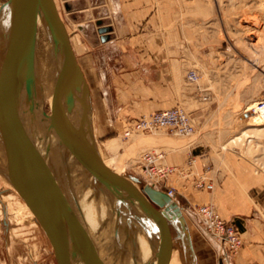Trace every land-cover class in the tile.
I'll list each match as a JSON object with an SVG mask.
<instances>
[{
	"label": "rangeland",
	"instance_id": "obj_1",
	"mask_svg": "<svg viewBox=\"0 0 264 264\" xmlns=\"http://www.w3.org/2000/svg\"><path fill=\"white\" fill-rule=\"evenodd\" d=\"M54 1L62 18L63 11L58 9L62 8L61 1ZM172 1L174 49L179 51L180 61L188 72L197 73L198 80L189 83L196 87L197 98L209 111L205 122L197 124L196 117L185 106H174L182 107L192 117L195 132L190 137L158 130L124 138L122 127L107 120L101 104L104 90L100 59L87 58L86 51L78 48L74 53L92 101L98 106L95 112L91 105V120L103 162L118 169L119 175L135 179L141 189L150 185L164 193L173 190L174 200L181 205L185 217L187 211L196 213L194 207L200 205L215 208L211 202L201 203L200 198H213L224 188L214 179V174H218L214 170L216 165L229 171L236 164L247 163L264 172V116L253 111L264 100V0ZM196 1L204 7L198 16L186 9L187 2L191 6ZM43 109L50 111L46 104ZM147 114L150 113L142 115ZM193 144L197 145L196 150L189 153L181 166L170 164L165 158L166 164L177 168L165 181L155 184L138 165L137 159L144 150L160 149L167 156L172 149ZM200 179L212 183L213 190L196 188L194 183ZM92 187L94 192H100L98 185ZM186 218L190 234L189 226L193 224ZM234 226L239 230V225ZM179 242L182 254L178 252L177 241H172L169 264H191V254L186 257ZM191 243L195 255L192 239ZM0 264H53L50 245L36 219L1 175Z\"/></svg>",
	"mask_w": 264,
	"mask_h": 264
},
{
	"label": "water",
	"instance_id": "obj_2",
	"mask_svg": "<svg viewBox=\"0 0 264 264\" xmlns=\"http://www.w3.org/2000/svg\"><path fill=\"white\" fill-rule=\"evenodd\" d=\"M39 28L55 62L53 103L48 112L32 103L38 84L35 56ZM19 61H24L22 67ZM7 102L10 119L5 126L0 122V175L36 219L50 245L53 264H104L80 226L55 151L80 165L119 201L126 203V195L133 198L126 205L139 209L145 217L157 264H169V222L174 220L179 221L195 264L190 234L177 204L148 185L142 194L100 157L92 129L90 89L54 0L0 1V109Z\"/></svg>",
	"mask_w": 264,
	"mask_h": 264
},
{
	"label": "crops",
	"instance_id": "obj_3",
	"mask_svg": "<svg viewBox=\"0 0 264 264\" xmlns=\"http://www.w3.org/2000/svg\"><path fill=\"white\" fill-rule=\"evenodd\" d=\"M60 1L73 51L78 48L87 58L100 59L101 104L109 122L123 131L142 114L178 104L196 117L197 124L205 122L208 108L197 98L196 87L187 79L189 69L174 49L172 0ZM188 4L187 11L195 16L204 9L198 1ZM91 105L96 112L92 96ZM196 147L172 149L166 160L181 166ZM214 170V179L224 188L213 198L202 196L200 202L213 203L227 222L239 225L242 246L228 251L206 233L196 213L187 211L184 218L193 224L189 230L196 264H264V172L247 163L229 171L216 165Z\"/></svg>",
	"mask_w": 264,
	"mask_h": 264
},
{
	"label": "bare ground",
	"instance_id": "obj_4",
	"mask_svg": "<svg viewBox=\"0 0 264 264\" xmlns=\"http://www.w3.org/2000/svg\"><path fill=\"white\" fill-rule=\"evenodd\" d=\"M19 62V66L22 67L24 61ZM35 66L38 84L32 103L41 108L46 104L51 109L55 84V62L51 46L48 45L42 28L38 29L36 36ZM9 119L10 109L7 102L0 109V122L2 126L7 125ZM78 119L79 117L76 116V122H78ZM54 158L56 162L61 163L60 174L62 182L76 204V213L81 224L80 226L87 232L96 245V249L104 264H157L152 232L145 217L139 209L126 205V203L130 204L128 200H133V198L126 195V203L119 201L103 185L95 183L92 177L71 158L60 156L57 151L54 152ZM104 164L119 174L118 169H112L109 163ZM124 177L137 190L144 194V187L141 189L139 184L134 181L135 179L127 176ZM97 185L100 189L99 193L94 192L92 189V186L95 187ZM168 197L171 202H174V196ZM157 224L160 223L157 222ZM169 225L172 241H177L178 252L182 254L179 242L181 241L183 250L186 252V257L189 256L190 251L187 241L181 234L179 221H170ZM157 226L158 228L160 227L159 225ZM190 263L192 264V257Z\"/></svg>",
	"mask_w": 264,
	"mask_h": 264
},
{
	"label": "built area",
	"instance_id": "obj_5",
	"mask_svg": "<svg viewBox=\"0 0 264 264\" xmlns=\"http://www.w3.org/2000/svg\"><path fill=\"white\" fill-rule=\"evenodd\" d=\"M190 82H196L198 75L191 70L187 74ZM264 116V100L257 104L253 109ZM158 130H165L171 134L190 137L195 132V124L192 117L182 107H173L170 109L153 112L147 115H141L129 123L123 130V137L130 138L137 133H153ZM166 153L160 149H148L140 153L137 159L145 176L154 180V183L167 180L177 168L166 164ZM153 183V184H154ZM198 189L212 191L214 186L203 179L196 180L194 183ZM168 196H174V192L168 189L165 192ZM195 212L200 217L204 230L218 244L226 247L230 252L237 251L242 241L238 229L230 222L225 221L220 214L211 205H200L194 207Z\"/></svg>",
	"mask_w": 264,
	"mask_h": 264
}]
</instances>
